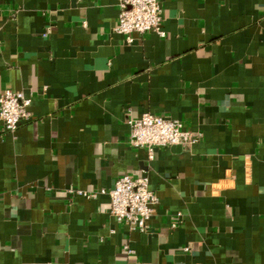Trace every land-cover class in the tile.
I'll use <instances>...</instances> for the list:
<instances>
[{
  "label": "crops",
  "instance_id": "1",
  "mask_svg": "<svg viewBox=\"0 0 264 264\" xmlns=\"http://www.w3.org/2000/svg\"><path fill=\"white\" fill-rule=\"evenodd\" d=\"M119 1L0 0V95L33 114L0 121V264H264V0H158L166 36L133 43ZM144 113L198 142L151 160ZM124 175L159 199L147 232L76 194Z\"/></svg>",
  "mask_w": 264,
  "mask_h": 264
},
{
  "label": "built area",
  "instance_id": "2",
  "mask_svg": "<svg viewBox=\"0 0 264 264\" xmlns=\"http://www.w3.org/2000/svg\"><path fill=\"white\" fill-rule=\"evenodd\" d=\"M115 31L133 43V35L156 33L165 37L162 8L158 0H120L119 16ZM32 100L23 93L6 90L0 95V121L2 133H15L19 127L33 120L30 110ZM130 127V145L144 149L152 160L156 150L182 146L189 147L198 142L195 133L186 130L183 122L163 116L144 113L127 120ZM77 195L95 199L106 195L110 199V214L125 223L132 231L147 232L149 221L159 203L157 195L150 189L144 176L124 175L117 180L112 190L97 192L77 191ZM128 249V247L126 248ZM131 253L132 251L129 250Z\"/></svg>",
  "mask_w": 264,
  "mask_h": 264
}]
</instances>
